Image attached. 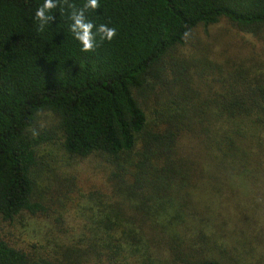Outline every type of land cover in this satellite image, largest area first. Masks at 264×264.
Returning a JSON list of instances; mask_svg holds the SVG:
<instances>
[{
    "label": "trees",
    "instance_id": "16d2710c",
    "mask_svg": "<svg viewBox=\"0 0 264 264\" xmlns=\"http://www.w3.org/2000/svg\"><path fill=\"white\" fill-rule=\"evenodd\" d=\"M42 3L0 0V221L46 212L53 168L41 146L51 140L35 130L41 112L57 119L65 154L105 165L103 186L79 192V213L69 214L79 251L34 255L0 236V264L264 263V60L172 57L194 29L220 19L258 36L264 0H100L87 16L117 35L92 52L70 31L71 9H53L40 31ZM219 184H235L230 215L259 230L252 254L256 245L201 228L224 214L200 196Z\"/></svg>",
    "mask_w": 264,
    "mask_h": 264
},
{
    "label": "rangeland",
    "instance_id": "374dc122",
    "mask_svg": "<svg viewBox=\"0 0 264 264\" xmlns=\"http://www.w3.org/2000/svg\"><path fill=\"white\" fill-rule=\"evenodd\" d=\"M172 57L202 61L206 58L214 63L230 65L251 64L257 59L264 60V29L258 36L250 35L227 19H220L216 24L198 26L194 29ZM56 127L57 119L51 113H39L35 123L36 134L51 140L49 144L43 143L41 146L46 148L43 155L45 162L49 168H53L52 171H47L51 179L44 186L47 189L41 192L47 201L46 212L36 216L23 213L12 221H0V236L11 245L23 248L34 255L46 256L52 255L55 250L61 251L56 245L64 249L73 246L79 251L78 248H81L77 238L79 229L76 228L79 220L72 221L69 214L77 213L79 203L83 202L79 192L87 191L88 188L102 189L103 186L105 165L92 158L81 159L65 154ZM189 157L192 158V155ZM261 177H264L263 173ZM234 186L235 184H232L229 188L220 189L219 184L217 187L212 186L213 189H208L207 192H201L200 196L205 201L203 208L222 209L224 212L223 215L207 216V221H202L201 228L219 242L236 247L256 245L252 254L262 246L260 233L259 230H252L249 233L253 220H243L242 217L238 220L237 217L230 215L234 213L228 209V195L233 193ZM244 188L247 190L246 186ZM216 189L220 194L216 193ZM239 252L242 258L251 257L250 254L245 256ZM252 260L250 258L249 261ZM78 264L91 263L81 258Z\"/></svg>",
    "mask_w": 264,
    "mask_h": 264
},
{
    "label": "clouds",
    "instance_id": "9594fccd",
    "mask_svg": "<svg viewBox=\"0 0 264 264\" xmlns=\"http://www.w3.org/2000/svg\"><path fill=\"white\" fill-rule=\"evenodd\" d=\"M58 7L71 9L70 31L80 43L83 52H92L99 43L112 41L117 35L115 27H110L104 23L96 25L87 16L89 10L96 11L100 9V0H84L83 5L80 7H77L71 0H43V3L34 13L35 18L40 21V31L44 29L49 21L54 20L50 13Z\"/></svg>",
    "mask_w": 264,
    "mask_h": 264
}]
</instances>
